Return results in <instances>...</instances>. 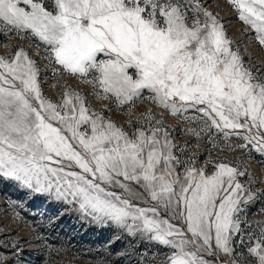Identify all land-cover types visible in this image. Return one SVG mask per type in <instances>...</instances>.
I'll return each mask as SVG.
<instances>
[{
	"label": "snow or ice",
	"instance_id": "obj_1",
	"mask_svg": "<svg viewBox=\"0 0 264 264\" xmlns=\"http://www.w3.org/2000/svg\"><path fill=\"white\" fill-rule=\"evenodd\" d=\"M226 2L264 50V0ZM12 36L36 58L22 44L0 55L10 205L167 249L162 264H264V219H248L264 188L241 166L264 167V62H246L210 0H0V40ZM193 146L208 152L202 164ZM22 243L5 245L0 264H25Z\"/></svg>",
	"mask_w": 264,
	"mask_h": 264
},
{
	"label": "rangeland",
	"instance_id": "obj_2",
	"mask_svg": "<svg viewBox=\"0 0 264 264\" xmlns=\"http://www.w3.org/2000/svg\"><path fill=\"white\" fill-rule=\"evenodd\" d=\"M212 10L219 13L223 19L227 34L240 47L241 53L247 49L253 59L246 62L259 64L264 62V50L253 41L248 42V37L241 31L244 25L240 22L234 11L227 4L226 0H210ZM22 44L28 48L30 53L35 57L34 45H30L27 41H20L17 37L12 36L0 40V55H5L7 49L3 44ZM51 74L49 73V77ZM74 84V81H70ZM53 81L48 79L42 83L44 93L53 99H56V91L52 88ZM81 90L87 91V85H78ZM89 100L94 107L100 108L102 103L107 101H95L89 96ZM149 101L144 99L138 102L137 111H144L149 107ZM114 121L123 123L126 120L120 111H112L106 113ZM168 123L178 124L173 118L168 117ZM183 126V125H178ZM178 143H184L185 140L193 141L192 137H184L181 133L175 134ZM230 143L237 144L242 141L233 139ZM191 151L201 152L200 163L208 156V152L203 149L192 147ZM212 158L220 159L227 157L232 160L234 157L241 156L240 150L236 152H219L213 151ZM242 167L247 168L254 178L257 180L256 187L264 188V184H260L259 180L264 178V167L257 159L242 160ZM15 199V194L10 188H4L0 191V252L8 256L10 259L11 241L22 239V247L24 249L23 260L25 264H162L167 255V249L153 246L151 244H141L140 241L132 242L129 237H122L118 241H114V232L112 229L101 230L99 228H86L80 225L71 217H64L58 221L49 223L47 219L41 220L38 216L32 218V213L21 209L16 205H10L8 198ZM262 204H256L248 212L249 220L264 219V212L260 211ZM20 213L21 219H16V213ZM209 259H211L209 257Z\"/></svg>",
	"mask_w": 264,
	"mask_h": 264
}]
</instances>
